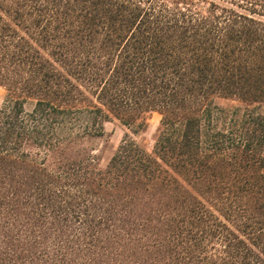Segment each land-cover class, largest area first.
Returning a JSON list of instances; mask_svg holds the SVG:
<instances>
[{
  "label": "trees",
  "instance_id": "trees-1",
  "mask_svg": "<svg viewBox=\"0 0 264 264\" xmlns=\"http://www.w3.org/2000/svg\"><path fill=\"white\" fill-rule=\"evenodd\" d=\"M0 86V264H264V0H0Z\"/></svg>",
  "mask_w": 264,
  "mask_h": 264
},
{
  "label": "rangeland",
  "instance_id": "rangeland-1",
  "mask_svg": "<svg viewBox=\"0 0 264 264\" xmlns=\"http://www.w3.org/2000/svg\"><path fill=\"white\" fill-rule=\"evenodd\" d=\"M6 88L0 86V107L3 105L6 97ZM160 114L154 112L150 119V125L143 135L144 142L149 150L153 148L154 136L160 122ZM106 134L104 137L94 141L98 153L101 155L100 166L106 168L110 159L114 155L128 129L117 121L107 122L105 124Z\"/></svg>",
  "mask_w": 264,
  "mask_h": 264
}]
</instances>
